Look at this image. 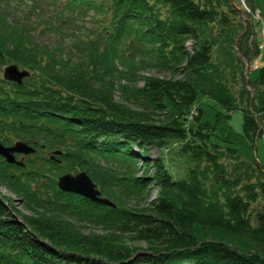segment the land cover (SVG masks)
Instances as JSON below:
<instances>
[{
	"label": "trees",
	"instance_id": "1",
	"mask_svg": "<svg viewBox=\"0 0 264 264\" xmlns=\"http://www.w3.org/2000/svg\"><path fill=\"white\" fill-rule=\"evenodd\" d=\"M242 1L263 24L264 0ZM19 2L0 0V142L37 152L23 166L0 157V183L34 214L15 218L11 199L0 196V264H264L263 168L218 136L201 108L189 120L208 98L244 114L253 147L264 136V67L256 80L246 72L262 49L237 1L67 0L61 14L94 24L70 35L78 62L62 41L38 39H64L62 15L28 25L12 19ZM10 65L31 77L6 81ZM171 143L188 164L181 179L148 156ZM54 151L63 152L59 161ZM83 171L117 207L58 188L60 174ZM84 224L106 234L81 233Z\"/></svg>",
	"mask_w": 264,
	"mask_h": 264
},
{
	"label": "rangeland",
	"instance_id": "2",
	"mask_svg": "<svg viewBox=\"0 0 264 264\" xmlns=\"http://www.w3.org/2000/svg\"><path fill=\"white\" fill-rule=\"evenodd\" d=\"M67 0H36L35 2L32 0H26V2H19V8L13 11L12 19L23 21V23L27 22L31 23L33 21L39 20L44 17L51 16L54 23H59L61 20L67 21L64 22V27L66 28V32L64 35V39L58 36L56 33L46 32L44 34H40L38 39L41 43L45 45H49L50 47H58V45L66 44L68 49L70 48L71 53L70 57L73 59L74 62L79 61V53L77 50L73 49L74 44L77 42V37L70 36L72 34L77 35L80 34L84 36L90 27L94 26L92 24H87L88 22L85 20L84 25L81 17L75 18L73 14H61L62 9L66 6ZM236 4L240 9H242L244 13V21L247 24H253L254 33L258 39L260 47L262 49V55L252 64L246 62V72L251 77L252 80H256L259 76V71L261 68L264 67V23L263 24H256L258 22L257 15L255 16L253 13L250 14L246 6H244L242 0H236ZM34 2L33 6H37V10L34 12V9L30 7ZM8 3L2 2L1 5H5ZM16 4V3H15ZM11 5V4H9ZM19 5L23 6L20 7ZM246 5V3H245ZM6 6V5H5ZM9 8V7H7ZM245 11V12H244ZM62 15V16H60ZM90 15L92 17L94 14L91 12ZM27 16L31 17L28 18ZM62 18L60 20V17ZM29 25V24H28ZM41 27L39 28L40 32ZM67 33V34H66ZM62 41L64 44H62ZM190 46V44L188 45ZM66 47V46H65ZM66 47V48H67ZM191 47V46H190ZM67 50V49H66ZM67 52V51H66ZM68 53V52H67ZM61 54V52H59ZM77 55V56H76ZM63 54H61V57ZM65 59V58H64ZM143 76H165L163 74L157 73L154 70H147L142 73ZM141 85V84H140ZM251 91H253L252 87H250ZM116 100L120 101V95L118 91L116 92ZM198 108L203 110V121L210 123L217 129L218 136H226L231 141H233V148L238 150L239 155L249 163L257 162L264 170V136L257 139L255 146L253 145L244 137V114L242 112H234L229 113L221 106L217 105L214 101L208 98H201L198 102V105L193 109L192 115L189 117V120L193 121L195 116L198 114ZM16 143V142H15ZM14 143V144H15ZM13 144V145H14ZM12 146V145H11ZM180 143H171L169 149H151L149 150L148 156L151 160L162 158L165 160L168 169L173 174L174 178L181 179L185 176L188 170V164L186 162V158L179 157L177 154L179 151ZM137 151V148H135ZM49 155L51 156L52 153ZM18 159V158H17ZM20 160V159H18ZM139 176L144 175V169L139 164ZM80 173V172H79ZM70 174V173H66ZM65 173L60 174L57 178V185L58 180L61 176L66 175ZM78 173H73L72 175H77ZM152 198H155L158 195L157 190H152ZM0 196L7 197L11 199V206L14 209L15 218L22 220L24 216H32L34 213L27 210L26 203L23 197H19L18 195L11 192L6 186L0 183ZM138 205L137 201L131 200L129 203V208L135 209ZM86 230H80L81 233L84 234H106V231L102 227H95L93 225L84 224ZM131 246L136 249L149 251L148 245L141 244V243H132L128 241ZM135 249V250H136Z\"/></svg>",
	"mask_w": 264,
	"mask_h": 264
},
{
	"label": "water",
	"instance_id": "3",
	"mask_svg": "<svg viewBox=\"0 0 264 264\" xmlns=\"http://www.w3.org/2000/svg\"><path fill=\"white\" fill-rule=\"evenodd\" d=\"M3 76L6 81L22 85L25 79L31 77V74L27 70H21L17 65H10L4 69ZM36 151L34 146L23 141H18L9 147L0 142V156L11 165L23 166V160L18 161L16 155L29 156L35 154ZM61 155H63L62 151H55L51 159L56 160V157ZM58 187L62 192L76 194L107 207H117L110 199L102 197V192L98 189L97 184L84 171L77 175L66 174L61 176L58 180Z\"/></svg>",
	"mask_w": 264,
	"mask_h": 264
},
{
	"label": "flooded vegetation",
	"instance_id": "4",
	"mask_svg": "<svg viewBox=\"0 0 264 264\" xmlns=\"http://www.w3.org/2000/svg\"><path fill=\"white\" fill-rule=\"evenodd\" d=\"M17 158H18V159H22L23 156H22V155H17Z\"/></svg>",
	"mask_w": 264,
	"mask_h": 264
}]
</instances>
